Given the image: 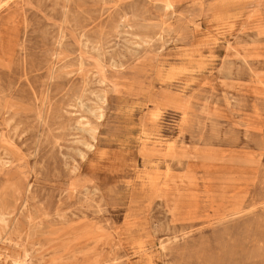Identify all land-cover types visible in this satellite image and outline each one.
I'll list each match as a JSON object with an SVG mask.
<instances>
[{
	"label": "rangeland",
	"instance_id": "374dc122",
	"mask_svg": "<svg viewBox=\"0 0 264 264\" xmlns=\"http://www.w3.org/2000/svg\"><path fill=\"white\" fill-rule=\"evenodd\" d=\"M167 1L0 0V264H264V0Z\"/></svg>",
	"mask_w": 264,
	"mask_h": 264
},
{
	"label": "bare ground",
	"instance_id": "6f19581e",
	"mask_svg": "<svg viewBox=\"0 0 264 264\" xmlns=\"http://www.w3.org/2000/svg\"><path fill=\"white\" fill-rule=\"evenodd\" d=\"M165 7L166 8H169V7H171V1L170 0H168L167 2H166V4H165ZM173 67V66H172ZM162 73V72H161ZM164 81V80H163ZM164 83V82H163ZM128 123V122H127ZM144 178V177H143Z\"/></svg>",
	"mask_w": 264,
	"mask_h": 264
}]
</instances>
